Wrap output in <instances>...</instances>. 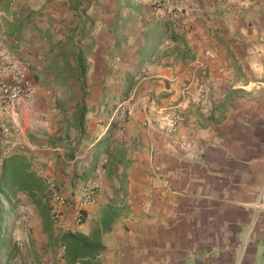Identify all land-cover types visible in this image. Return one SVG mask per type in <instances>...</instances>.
<instances>
[{
	"label": "crops",
	"instance_id": "0c3cea01",
	"mask_svg": "<svg viewBox=\"0 0 264 264\" xmlns=\"http://www.w3.org/2000/svg\"><path fill=\"white\" fill-rule=\"evenodd\" d=\"M90 1L82 118L72 108L79 100L58 115L51 94L70 87L51 83L49 43L30 27L48 30L56 41L68 26L81 25L83 14L77 16L68 0H11L8 13L0 8V57L22 63L34 86L30 104L0 107V124L11 130L0 149L21 142L18 153L32 156L37 171L71 200L95 189L81 223L75 210L57 207L64 223L54 234L88 233L101 207L118 198L124 209L102 234L98 264H264V0H186L179 28L154 16L151 0ZM13 10L33 14L22 33L5 24ZM184 86L195 102L178 129L167 133L147 124L160 108L177 110ZM123 101L130 111L123 136L97 154ZM41 102L48 104L44 112ZM120 147L124 159L108 176L103 165ZM31 206L19 194L8 217L19 219ZM33 211L39 222L21 230L34 257L45 251L55 264H66ZM17 221H9L11 229L20 228ZM20 254L8 263L20 264Z\"/></svg>",
	"mask_w": 264,
	"mask_h": 264
},
{
	"label": "trees",
	"instance_id": "16d2710c",
	"mask_svg": "<svg viewBox=\"0 0 264 264\" xmlns=\"http://www.w3.org/2000/svg\"><path fill=\"white\" fill-rule=\"evenodd\" d=\"M128 1L122 0V3L126 5ZM10 2L11 0H0V8L8 13ZM68 2L70 9L76 11L77 16L83 14V17H81V25H77V27L68 26L67 34L63 39L50 41L51 35L48 30H41L37 26H33V29L30 27V31L37 30L38 34L48 41L47 54L50 55L48 68L52 74L51 83L54 87L64 85L70 87L65 93H72L71 99L82 102L81 105L76 103L72 106L73 109H78V117L82 118L85 112L83 102L87 95V56L92 50V45H83L82 41L89 35L93 25L90 16L85 15L91 1L68 0ZM11 15V20L4 19L11 32L22 33L28 29V25L30 26L33 20L31 12L24 14L20 10H13ZM70 21L72 24L73 20ZM74 85L79 86L80 90L73 91ZM57 104L61 107L60 104L62 103L58 102ZM118 126L119 121L113 119L103 141L97 145V154L106 152V147L109 144L119 143V138L116 136ZM97 154L95 155L97 156ZM110 154L107 165L105 163L103 168H105L108 176H113L117 174L113 168L114 164L123 161L125 150L120 147L113 154ZM50 190L46 177L37 171L32 156L12 153L3 159L0 166V256H4L5 264H9L8 262L14 260L19 254V248L14 243L8 221L9 213L18 203L19 194L26 195L32 206L38 211L42 230L48 233V243L57 242L63 250V258L66 264H98L95 258L102 247V234L112 228L113 223L124 209L123 205L121 207L116 204L118 195H116L117 199L101 207L100 217L91 226L88 233L64 230L54 234L55 223L51 217ZM79 217L80 222H82L85 217L84 210L79 211Z\"/></svg>",
	"mask_w": 264,
	"mask_h": 264
},
{
	"label": "built area",
	"instance_id": "2783aa9c",
	"mask_svg": "<svg viewBox=\"0 0 264 264\" xmlns=\"http://www.w3.org/2000/svg\"><path fill=\"white\" fill-rule=\"evenodd\" d=\"M230 1V0H225ZM150 5L154 16L160 17L165 16L169 20L173 28H179L185 8L187 7L186 0H151ZM170 40L165 39L164 45H169ZM205 54L210 58H213L214 55L210 51H205ZM190 72V71H188ZM132 95V93H130ZM34 96V86L31 80V77L27 71V68L20 63L19 61H12L5 57H0V107L4 104H30ZM195 98L191 97L188 88L183 87L181 92V98L179 103H177V110L173 112L167 111V109H159L158 119L156 121L147 120V124L150 123L154 125L158 130L164 131L167 133L175 132L179 125L183 123L185 119L186 111L189 110ZM129 107L128 104L123 101L117 104L113 110V119L119 121V126L116 131V136L120 139L123 136L125 123L127 117L129 116ZM17 130H20L19 126H16ZM11 130L4 124H0V138H5L9 135ZM23 144L19 141L9 142L4 149H0V166L3 159L12 153H18ZM158 168H155L157 171ZM49 184L50 194L49 201L51 204V217L55 223V226L63 225V217L60 210L57 207L67 206L76 211V223L80 222L79 211L84 210V208L95 202L94 187L88 188L86 192L78 199L71 200L67 198L61 191L55 188L51 181L47 179ZM162 185L165 189L169 188V182L167 179H162ZM262 195H264V182L261 189ZM22 221L25 225H29L31 222H39V219L36 216V213H31L30 211H25L22 213ZM14 243L19 248L25 246L24 241L16 236L14 233ZM59 259H63V250L60 248V252L57 254ZM42 264H55V261L52 258L43 256L41 258Z\"/></svg>",
	"mask_w": 264,
	"mask_h": 264
},
{
	"label": "rangeland",
	"instance_id": "374dc122",
	"mask_svg": "<svg viewBox=\"0 0 264 264\" xmlns=\"http://www.w3.org/2000/svg\"><path fill=\"white\" fill-rule=\"evenodd\" d=\"M65 92L66 91L59 90V91H56V92L51 94V97L52 98L54 97V102L56 101L57 103L58 102L62 103V104H60L61 105L60 109L57 110V113H58V115L60 117H61V115L68 114V112H71V110H72L71 106H70V104L73 103V101H70V100H74V99L70 98L72 96V93H65ZM57 105H59V104H57ZM35 106L36 105L34 103V106H33V109H32V113L33 114L31 115L32 121L35 118L34 115H36V114H34L35 111H36V110H34ZM39 106H40V108L38 109V111L42 112V110H43V112H44L45 109L47 108L48 104L41 102L39 104ZM31 207L34 210V206H31ZM32 209H30L28 211H30L31 213H35V211H33ZM22 213L23 212L19 213V219H16V218L12 219L11 217L10 218L8 217L9 221L11 222V220H12L14 225H16L14 221L19 220V221H17V225H20V228L15 226L13 229H11L12 233H13L12 236L14 238V236H15L14 233H16V236L20 237L25 243V246L22 247V249H19V250H21L23 252V256H21V254H20V256H21L20 261H22L20 264H42V261H41V259H39V257L37 259L34 257V255H36L37 252H36V250H33V247L31 245V238H29V236H25V234H23L24 232H22V230H21V226H23V227L27 226L26 228H28V229H29V227L32 226V222L29 225H25L24 224V222L22 221ZM10 222H9V224H10ZM42 250H43V247H42ZM41 252H42V257L44 256V254H47L45 251H41ZM24 258H25V260H24L25 263H23V259ZM5 262L6 261H5L4 256H0V264H5Z\"/></svg>",
	"mask_w": 264,
	"mask_h": 264
}]
</instances>
